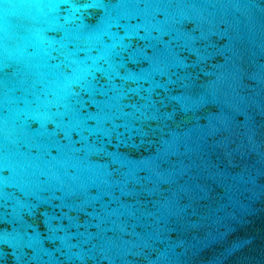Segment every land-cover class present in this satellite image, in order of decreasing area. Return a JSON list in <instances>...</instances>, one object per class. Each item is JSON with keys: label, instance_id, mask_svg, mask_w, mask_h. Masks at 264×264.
<instances>
[{"label": "water", "instance_id": "95a60500", "mask_svg": "<svg viewBox=\"0 0 264 264\" xmlns=\"http://www.w3.org/2000/svg\"><path fill=\"white\" fill-rule=\"evenodd\" d=\"M0 264H264V0H0Z\"/></svg>", "mask_w": 264, "mask_h": 264}]
</instances>
